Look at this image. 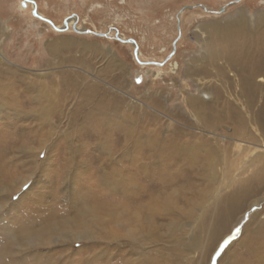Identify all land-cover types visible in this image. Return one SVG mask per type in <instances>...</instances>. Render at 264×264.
Listing matches in <instances>:
<instances>
[{"label": "rangeland", "instance_id": "1", "mask_svg": "<svg viewBox=\"0 0 264 264\" xmlns=\"http://www.w3.org/2000/svg\"><path fill=\"white\" fill-rule=\"evenodd\" d=\"M232 1L0 0V264H230L250 221L264 242V0ZM94 203L121 225L10 243Z\"/></svg>", "mask_w": 264, "mask_h": 264}, {"label": "bare ground", "instance_id": "2", "mask_svg": "<svg viewBox=\"0 0 264 264\" xmlns=\"http://www.w3.org/2000/svg\"><path fill=\"white\" fill-rule=\"evenodd\" d=\"M26 2V1H24ZM40 13V12H39ZM42 16L43 14L40 13ZM176 16V15H175ZM178 20V19H177ZM75 22V19H73L72 17L71 18H68L66 20V25H70V24H73ZM179 24V23H178ZM228 27H225V28H229V27H232L231 24H225V26ZM52 26V25H51ZM53 26L57 29H60L61 27L63 28L64 26H59V25H54ZM76 27V26H75ZM78 29H81L77 26ZM75 29V28H74ZM76 30V29H75ZM119 36H122L121 34ZM209 49V48H208ZM138 54V53H137ZM0 57L1 58H4L3 57V54L1 53L0 51ZM259 81L261 79H258ZM253 81V77H250V81L252 83ZM262 82H264V78L262 77ZM254 83V81H253ZM252 83V84H253ZM261 84V83H259ZM257 85V84H255ZM263 85V84H262ZM75 96V95H74ZM40 97V95H39ZM41 97H44L46 100H48L49 98L48 95L46 96H42ZM264 110V109H263ZM264 112V111H263ZM44 113V112H43ZM97 113V112H96ZM89 115V114H88ZM130 134V133H129ZM179 135V134H178ZM177 145V144H175ZM158 147V146H157ZM179 145H178V149H179ZM164 149V148H163ZM162 149V151L160 152H156V150H153V148H151V153H149L153 158H155L157 156V159H155L154 161V166H152L153 168L160 165V167L166 165V166H169V165H172V164H175L177 163L178 161H180V159L182 158V154H181V149L180 150H177L176 148L172 149L171 151H169L168 153L164 152V150ZM158 150V149H157ZM210 150V149H209ZM208 150V151H209ZM148 152V151H147ZM194 154V153H193ZM140 157V156H139ZM190 158V156H189ZM188 159V158H187ZM189 160V159H188ZM157 161V165H155V162ZM161 161V162H160ZM159 162V164H158ZM187 163H191L190 161H187ZM162 164V165H161ZM135 165V164H134ZM138 165V164H137ZM152 165V164H151ZM150 165V166H151ZM136 168V167H135ZM142 168V166H141ZM150 169V167H148ZM148 168H142V170L146 173V171H148L149 169ZM157 168V167H156ZM139 169V168H138ZM136 169V170H138ZM159 169V168H158ZM140 170V169H139ZM138 170V171H139ZM111 171L115 172V168L112 169ZM117 172V171H116ZM135 172V171H134ZM117 173H115L116 175ZM262 175L264 177V166L262 165V167H260L258 169V172H256V175ZM145 176V175H144ZM99 177V176H98ZM100 177H102V174L100 175ZM176 177V176H175ZM164 179V178H163ZM111 180V179H110ZM108 177H103L102 178V181L104 182V184H107V185H114L115 187H117L119 185L118 182H113V181H110ZM131 180V179H130ZM148 180V179H147ZM123 183V182H122ZM121 183V185H122ZM158 184H161L162 183V180L160 179V183L157 182ZM125 184V183H124ZM120 186V185H119ZM133 186V185H132ZM142 186V185H141ZM139 186V191H142L140 195H142L144 191V189H142V187ZM135 187V186H134ZM146 187V186H145ZM148 187V185H147ZM127 188V187H126ZM121 190H124V193L125 191H127L125 188L123 189V187L121 188ZM137 190V188L135 189ZM131 191V190H130ZM123 193V192H122ZM121 193V194H122ZM123 193V194H124ZM149 194V193H148ZM113 195V194H112ZM115 195V194H114ZM117 195V194H116ZM115 195V196H116ZM144 196V195H142ZM123 198H125L126 201H128L129 203H133V201H135L134 199V196L132 195L131 192H128V193H125L124 196H122ZM140 198V197H139ZM157 198V197H155ZM108 199V198H107ZM116 199V198H115ZM159 199V197H158ZM94 201V200H93ZM98 201V199H97ZM102 201V200H101ZM153 201L150 200L147 202V205L148 207L149 206V203H151ZM156 201V199H155ZM162 201V199H161ZM78 202V201H77ZM95 202V201H94ZM100 202V201H98ZM104 202L106 203V201L104 200ZM108 202V201H107ZM158 202V200L156 201V203ZM135 203V202H134ZM162 204H164V202H161ZM108 204V203H107ZM123 204V203H122ZM154 204V203H153ZM158 204V203H157ZM74 205V204H73ZM115 206V207H118L117 204H111V206ZM108 206V205H107ZM145 206V205H144ZM153 206V205H152ZM155 207H158V205H154ZM99 207H101V205H97V203H94V204H91L87 207L88 210H85L83 209V212L82 210L77 212V213H74V215L72 216H57L53 221H48L47 222H44L43 225L41 227H39V229L35 230V231H28L25 229L22 228V230L18 227V229H20L21 231L19 230H14L15 232H13V234H9L11 237V241L10 243L12 244H16L18 245V243L20 242H23V243H20V245L22 244L23 246H32V245H38L40 243H46L47 239H51V240H58L60 243H68V242H71V241H78V240H85V241H92V239L94 240L95 239V235L97 233L96 230H100V229H103V230H108V227L110 226H115L116 228L119 227L122 223V221L120 220V218L124 217L121 213L118 212V217H116L114 214H110V212L106 213V217H104L103 215H101L100 211H97L99 210ZM105 207V206H104ZM109 207V206H108ZM132 207V206H131ZM113 208V207H112ZM136 208V207H135ZM159 208V207H158ZM104 209V208H103ZM106 209V208H105ZM114 209V208H113ZM123 209V208H122ZM126 209V208H125ZM152 209V208H151ZM108 210V208H107ZM154 210V209H153ZM123 211V210H122ZM140 211V210H139ZM159 211V210H158ZM69 212V211H68ZM112 212H115V211H112ZM163 212V211H162ZM103 213V212H102ZM116 213V212H115ZM125 213V212H123ZM141 213V211H140ZM159 213V212H158ZM56 214V213H55ZM85 214L86 215H89L90 216V221H88V219L85 217ZM108 214V215H107ZM136 214V215H135ZM135 216L132 218L130 217L128 220H135L137 217L139 218L138 216V213L135 212ZM162 214V213H160ZM239 213H237L235 216H233L231 222H233L235 220V217L238 215ZM120 215V216H119ZM125 215V214H124ZM252 217V216H251ZM255 218V217H254ZM45 219V218H44ZM53 219V218H52ZM151 219V218H149ZM43 220V219H42ZM39 221V220H38ZM150 221V220H149ZM253 223V222H252ZM39 224V222H38ZM112 224V225H111ZM120 224V225H118ZM16 226V224H15ZM30 226V225H29ZM251 228V221L248 222L243 230L241 231V235L238 239L232 241L227 247L226 249L222 252V254H220L219 258H218V261H221L222 259L226 258L228 256L229 253H231V249L235 247V245L239 244L240 242H242L243 240V237H244V240H243V245L245 246V250L244 251H241V255L239 256H233L234 257V262L231 261L230 264H255L258 262V258L261 257V255H264V242L262 243L261 242V239L262 237L260 236V233H255V234H252L250 236H248L247 234V231L250 230ZM230 230V229H229ZM248 232H251V231H248ZM100 234V232H99ZM108 237H111L112 234H108V233H105ZM105 234H100L99 236L103 237V238H107V236ZM262 234V233H261ZM225 235V234H224ZM264 235V234H263ZM132 236V235H131ZM221 236V235H220ZM133 237V236H132ZM223 237V235H222ZM264 239V237H263ZM50 241V240H49ZM264 241V240H263ZM55 242V241H54ZM57 243V242H56ZM216 243V242H215ZM58 244V243H57ZM242 244V243H241ZM6 249V248H5ZM238 250V249H236ZM6 251V250H5ZM3 252V251H2ZM8 252V251H7ZM10 252V251H9ZM6 253V252H4ZM11 253V252H10ZM244 253V254H243ZM140 255V254H139ZM238 255V254H237ZM246 255V256H245ZM249 256V257H248ZM207 257V256H206ZM264 258V257H263ZM204 259V258H203ZM251 259V260H250ZM253 260V262H251ZM260 260V259H259ZM259 263H262L259 261Z\"/></svg>", "mask_w": 264, "mask_h": 264}, {"label": "water", "instance_id": "3", "mask_svg": "<svg viewBox=\"0 0 264 264\" xmlns=\"http://www.w3.org/2000/svg\"><path fill=\"white\" fill-rule=\"evenodd\" d=\"M235 2H237V0H235V1H232V2H230L229 4H232V3H235ZM186 7H188V6H185V8ZM224 8L225 7H222V8H220L218 11H216L217 13H220V12H222V11H224ZM182 10V9H181ZM180 10V11H181ZM78 31V30H77ZM86 32H89V33H93V34H96V35H101V36H103V35H106L105 33H101V32H96V31H91V30H86Z\"/></svg>", "mask_w": 264, "mask_h": 264}]
</instances>
